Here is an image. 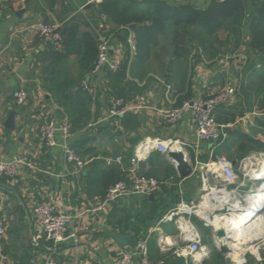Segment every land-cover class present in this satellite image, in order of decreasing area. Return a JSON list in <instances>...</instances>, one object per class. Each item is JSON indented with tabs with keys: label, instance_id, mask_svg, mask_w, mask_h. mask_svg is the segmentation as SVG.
<instances>
[{
	"label": "crops",
	"instance_id": "crops-1",
	"mask_svg": "<svg viewBox=\"0 0 264 264\" xmlns=\"http://www.w3.org/2000/svg\"><path fill=\"white\" fill-rule=\"evenodd\" d=\"M98 2L0 0V150L7 159L25 154L36 165L35 170L25 169L15 178L0 177L6 224L0 238V264H45L49 258L54 264H118L120 253L135 245L119 248L115 231L129 233L136 243L145 239L152 264H237L240 259L254 264L257 256L264 258V235L254 240L253 252L243 239L224 230L219 235L220 229L212 223L217 216L234 211L239 201L245 204L244 195L260 185L253 180V172L260 169L251 168L257 160L254 155L264 152L242 154L230 137L238 131L264 141L262 54L247 45L248 22L256 8L245 0L248 14L202 41L191 33L195 26H186L188 34L176 36L175 31L182 32V28L175 29L170 22L166 32L148 39L155 34L149 28L151 16H163L165 6L205 11L211 1L123 0V6L147 16L140 24L145 25L146 34L139 40L134 31L139 24L109 23L99 12ZM38 21L57 22L61 29L75 23L79 34L87 31L95 36L101 25L110 40L111 55L122 57V70L95 74L92 68L86 71L80 66L76 53L55 56L53 47L35 35L33 26ZM129 38L135 41L134 52ZM62 68L72 83L67 96L80 90L86 97L80 111L89 117L72 130L70 141L85 161L80 170L64 162L59 146L47 147L38 138L39 124L45 119L66 120L71 126L67 114L75 104L70 100L66 107L61 105L48 80ZM82 82L92 91L83 89ZM225 85L236 91L214 111L216 120L227 128L221 139L198 141L189 112L173 124L164 120L162 111L184 100L212 95ZM17 89L27 92L24 105L14 103L12 93ZM113 97L131 109L111 115ZM12 111L14 127L7 129L4 123ZM231 116L233 122L228 120ZM155 141H184L182 147L174 144V152L185 156L191 173L180 177L168 154L150 148ZM119 156L120 163L115 160ZM219 156L232 164L238 176L234 184H226L215 171L195 164ZM242 167L248 170L245 178ZM91 169L96 174L88 184ZM130 170L155 177L160 188L148 195L129 192L96 209L107 186L102 180L110 181L116 174L130 180ZM46 199L55 203L57 211L72 216L68 232H76V244L69 238L53 245L38 235L32 207ZM194 238L205 252L199 262L184 250Z\"/></svg>",
	"mask_w": 264,
	"mask_h": 264
},
{
	"label": "built area",
	"instance_id": "built-area-1",
	"mask_svg": "<svg viewBox=\"0 0 264 264\" xmlns=\"http://www.w3.org/2000/svg\"><path fill=\"white\" fill-rule=\"evenodd\" d=\"M3 1H18V0H3ZM212 1V0H208ZM35 35L41 41H49L53 44L55 51H63L64 36L61 32V25L57 22L38 21L34 24ZM97 52L91 72L99 74L107 71L117 73L123 64L122 57L119 55H111L112 46L106 31L101 25L96 30ZM132 52L135 51V41L132 38L127 40ZM82 88L88 92L92 91L85 82H82ZM236 88L232 85H225L219 91L212 95L201 97L194 100H184L180 105L162 111L164 120L173 124L179 120L185 113L189 112L195 126L196 138L198 141H217L223 136L224 125L218 122L214 116L215 109L227 102L235 94ZM14 103L24 105L27 100V92L24 89H17L12 93ZM111 115L122 114L131 107L124 104L120 98H111ZM91 125V124H89ZM70 124L64 120L57 122L54 120H43L38 127V138L47 147L59 146L62 150L63 159L66 164L72 165L77 170H80L85 165V161L78 154L77 150L70 143L71 141ZM174 144L181 147L185 146L184 141H155L150 148L157 149L162 153L169 154L174 152ZM176 146V145H175ZM147 147H145L146 149ZM144 152L141 151V154ZM117 162H121V157H116ZM255 158H249V163ZM196 165H202L209 171L221 177L226 184H234L237 182V174L233 169L232 164L224 157H216L209 159L206 162L196 161ZM25 169L35 170V163L25 154L17 155L10 159L5 158L0 150V177L15 178ZM244 170L243 177L245 178L248 170ZM130 180L120 179L111 184L105 196L96 205V209H101L105 205L115 202L129 192L148 195L152 194L160 188V182L153 176L144 175L130 170ZM259 189V188H258ZM257 189V190H258ZM245 196V195H244ZM245 202V198H242ZM242 204V201H239ZM243 207V206H241ZM3 198L0 196V238L6 233V224L2 215ZM32 214L39 230V236L51 241L53 245H58L65 242L67 239H72L76 244L78 241L75 231L68 232L72 223V216L66 212L56 210L55 203L51 199H46L37 202L32 207ZM184 250L195 260L200 261L205 254L200 246L198 239H192L185 246ZM136 256L138 260L135 259ZM245 259H240L237 264H246ZM45 264H54L49 258ZM118 264H152L148 260L147 243L145 239L136 243L131 250L120 253ZM155 264H163L162 261ZM254 264H264V258L257 256Z\"/></svg>",
	"mask_w": 264,
	"mask_h": 264
},
{
	"label": "trees",
	"instance_id": "trees-1",
	"mask_svg": "<svg viewBox=\"0 0 264 264\" xmlns=\"http://www.w3.org/2000/svg\"><path fill=\"white\" fill-rule=\"evenodd\" d=\"M123 0H100L97 3V8L99 12L105 16L106 20L115 25V26H126L128 27L132 23L139 24V27H136L134 30L137 36V39L141 40L142 37L146 34L145 25H140L143 23L147 16L144 12L134 10L130 7H125L122 4ZM252 5L256 8V13H252V16L248 22L249 25V39L247 42L248 47L262 54L261 62L264 68V0H250ZM165 14L160 17L151 16L150 20L151 25L150 29H154L155 34L149 35L148 39L152 36H157L158 32H166L169 22L175 29L178 27L182 28V32L175 31L176 36H181L183 33H187L186 26H195L196 30L191 32L195 37L202 41L207 37H212L217 29L225 27L227 24H232L233 22L239 21L242 16L248 14L246 12L245 0H224V1H215L212 0L208 8L205 11H194L190 9H174L165 6ZM251 14V13H250ZM61 32L64 36L63 40V51H54L55 56L61 53H76L79 56L80 66L88 71L93 67V63L96 57L97 52V40L96 36L91 32H81L78 33V25L71 23L61 29ZM142 50V49H141ZM141 52L140 50L137 51ZM143 52L149 53V50H144ZM123 64L121 66L122 70ZM119 70V71H120ZM49 83L52 85V89L57 96V100L61 105H67L68 101L73 100L74 107L67 114L70 119L71 129L70 131L78 128L79 123L82 122V119L87 120L89 115L87 112H82L80 109L84 104H86V97L84 93L80 90H76L72 97L67 96L68 88L72 85L71 81L67 76V70L62 68L49 77ZM84 109V108H82ZM228 120L234 121V116H231ZM230 137L233 143L236 144L237 148L246 154L248 151H262L264 152V141L247 136L244 133L233 131L230 133ZM96 174V170L91 169L87 174V183H92V179ZM124 179L119 175L111 176L109 179L102 180L106 182L105 193L101 196H105L108 187L115 183L116 181ZM108 181V182H107ZM101 182V181H100Z\"/></svg>",
	"mask_w": 264,
	"mask_h": 264
},
{
	"label": "bare ground",
	"instance_id": "bare-ground-1",
	"mask_svg": "<svg viewBox=\"0 0 264 264\" xmlns=\"http://www.w3.org/2000/svg\"><path fill=\"white\" fill-rule=\"evenodd\" d=\"M258 162L261 165L260 170L258 172L254 171L253 177L263 178L259 189L245 194V204H236L234 206V208L244 206L243 208L246 212L231 211L223 213L217 217L215 216L216 218L212 221L213 225L217 228L216 230H224L225 233H228L232 237L243 239V244L251 248L254 240L264 235V217L262 213L255 214L253 220L244 224L246 217L249 214H254L253 210H258L264 206V158L258 160ZM252 250L255 252V248H252Z\"/></svg>",
	"mask_w": 264,
	"mask_h": 264
},
{
	"label": "water",
	"instance_id": "water-1",
	"mask_svg": "<svg viewBox=\"0 0 264 264\" xmlns=\"http://www.w3.org/2000/svg\"><path fill=\"white\" fill-rule=\"evenodd\" d=\"M131 26H133V25H131ZM46 44L49 48L53 47V44L49 41H47ZM14 114L15 113L12 111L9 114V116L7 117V119L5 120V123H4L5 128L13 129V127H14V125H13ZM223 130H227V128L223 129ZM209 143H212V140H209ZM168 155L171 158L172 162L174 163L175 169H176V171L180 177L188 176L191 173V165L187 162L185 156L181 152H171ZM253 180L255 182H261L263 180V178L262 177H253ZM233 210L235 212H239V211L246 212V210L243 207H236V208H233ZM253 211H254V214H249L246 217L244 224H247L251 220H253L255 214H257V213L263 214L264 213V206L258 210L255 209ZM113 234H114L115 242L119 248H124L126 246L136 245V241H134L133 237L129 233L115 231ZM218 234L223 235L224 232L219 231Z\"/></svg>",
	"mask_w": 264,
	"mask_h": 264
},
{
	"label": "rangeland",
	"instance_id": "rangeland-1",
	"mask_svg": "<svg viewBox=\"0 0 264 264\" xmlns=\"http://www.w3.org/2000/svg\"><path fill=\"white\" fill-rule=\"evenodd\" d=\"M256 157V159L260 160L264 158V154H256L254 155ZM258 160L255 161V164L253 165V167L251 169L255 170V169H260V163L258 162Z\"/></svg>",
	"mask_w": 264,
	"mask_h": 264
}]
</instances>
